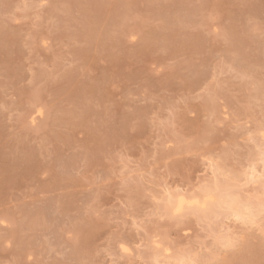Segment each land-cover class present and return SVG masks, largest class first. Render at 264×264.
<instances>
[{
	"label": "rangeland",
	"instance_id": "1",
	"mask_svg": "<svg viewBox=\"0 0 264 264\" xmlns=\"http://www.w3.org/2000/svg\"><path fill=\"white\" fill-rule=\"evenodd\" d=\"M262 133L264 0H0V264H264V211L165 208L260 200Z\"/></svg>",
	"mask_w": 264,
	"mask_h": 264
},
{
	"label": "bare ground",
	"instance_id": "2",
	"mask_svg": "<svg viewBox=\"0 0 264 264\" xmlns=\"http://www.w3.org/2000/svg\"><path fill=\"white\" fill-rule=\"evenodd\" d=\"M261 135L263 137L264 133H262ZM263 139H264V137H263ZM262 143L263 142H261V144ZM257 146H259V145H257ZM259 147H261V146H259ZM259 150H260V148H259ZM260 151H259L260 152L259 154H256V155H258L257 158H254L253 159L254 161L251 162V164H249V168H248L249 172L248 173L246 172L247 173L246 179L248 178V181L253 180V182H255V180H258L259 178L262 177L261 174L263 175L262 168H261L262 171L260 169H258L260 167V166H258L260 163L258 164L256 162L258 160H261L259 162H262V164L264 162V148ZM214 166H215V164H214ZM221 168L222 167H220V169ZM232 173L229 174V178L232 176L231 177L232 180H230L228 177H226V180L227 179H229V180H227V181L224 180V184H220V183H223V181L218 182V179H215L216 182L214 183V185H212V184L208 185L210 187H208V186L205 187V185H204V187L202 188V192L200 190V193L196 192V194L193 193V194L189 195V194H183L182 192H180L177 194L172 193V195L171 194L168 195V197L166 198L167 202L165 201L166 202L165 208H166V210H168L167 212H169V215H171V216L177 217L179 215V217H180L181 214H184V212L186 214V211H189V212L192 211V212L197 213V214L200 213L198 215L199 216L201 215L202 217L204 216L203 219H205V217H208L210 215H212L211 217L213 218L214 216H218L221 213L225 212L227 214V216L229 215L230 217H234L235 220H240L243 223H250V224L253 223L255 220L254 217L257 216L256 214H259L261 211H264V187H263V190L261 193L262 197H260V200H258L257 202L254 203L255 197L258 198L257 196H259V195H256L252 199H249L248 197L245 198L243 195L240 196L241 194L240 195L238 194V192H239L238 189L236 191L237 185L235 184V182L233 183V180L234 179L237 180V177L238 176L240 177V175L236 174V176L234 177V174H232ZM226 176H228V175H226ZM259 181H261V180L259 179ZM230 182L232 185L230 184ZM234 185H236V186H234ZM233 188H235V189H233ZM247 199H249V200H247ZM217 211L219 212L218 214L216 213ZM225 240L227 241V244H231V243H229L230 240L232 242V238H230V235L229 236L227 235V238ZM153 245L155 247L154 249H159V251L157 250V252H158L157 255L158 254L160 255L159 252H162V254L163 253L168 254L166 252L169 251V248L166 246L162 247L163 246L162 243L158 242L157 239L153 240ZM154 255H156V254H154ZM158 258H159V256H158ZM158 258H156V259H158ZM170 258L171 257L169 255L166 256V261L164 260V262L161 264H172V262L174 264H176V263L177 264H188V263L190 264V260H188L189 259L188 256H187V259H186V257L183 258L181 256L178 258L180 260L176 259V257L174 258L176 260L170 259Z\"/></svg>",
	"mask_w": 264,
	"mask_h": 264
}]
</instances>
